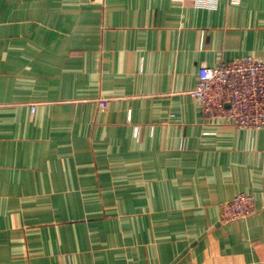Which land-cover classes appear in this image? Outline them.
<instances>
[{
  "label": "crops",
  "instance_id": "obj_1",
  "mask_svg": "<svg viewBox=\"0 0 264 264\" xmlns=\"http://www.w3.org/2000/svg\"><path fill=\"white\" fill-rule=\"evenodd\" d=\"M246 56L264 0H0V264H264V127L190 94Z\"/></svg>",
  "mask_w": 264,
  "mask_h": 264
},
{
  "label": "built area",
  "instance_id": "obj_2",
  "mask_svg": "<svg viewBox=\"0 0 264 264\" xmlns=\"http://www.w3.org/2000/svg\"><path fill=\"white\" fill-rule=\"evenodd\" d=\"M202 113L214 121L247 129L264 127V61L254 56L216 66L202 65L199 81L190 91ZM107 107L106 99L99 101ZM255 213L254 195L240 193L223 205L224 223L244 220Z\"/></svg>",
  "mask_w": 264,
  "mask_h": 264
}]
</instances>
